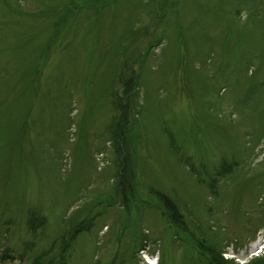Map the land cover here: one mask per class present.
<instances>
[{
  "label": "rangeland",
  "instance_id": "374dc122",
  "mask_svg": "<svg viewBox=\"0 0 264 264\" xmlns=\"http://www.w3.org/2000/svg\"><path fill=\"white\" fill-rule=\"evenodd\" d=\"M197 244L264 264V0H0V264H209Z\"/></svg>",
  "mask_w": 264,
  "mask_h": 264
},
{
  "label": "trees",
  "instance_id": "16d2710c",
  "mask_svg": "<svg viewBox=\"0 0 264 264\" xmlns=\"http://www.w3.org/2000/svg\"><path fill=\"white\" fill-rule=\"evenodd\" d=\"M102 5H105V4H102ZM133 77L135 78L134 74H133ZM134 86H135V81L133 78H132V80L129 79L128 81L125 82V91H124L125 97H127L129 95V93L131 94V96H133ZM116 96L117 95H115V98H114V99H116L115 105H117L118 107L117 106L116 107L118 109H120V111H123V113L125 114L126 108L124 105L122 106L119 101H117L118 99ZM121 119H119L117 122H115L113 124V130H114V133L116 135V138L119 140V147L117 146V153H120V151H121V155H122V154H124L123 149H125V146H124L125 135H126V133L132 132L133 126H131L127 122V118L125 115H123L121 117ZM123 156L125 159L122 162L121 168L119 169V171L117 172L116 175H117V178H119V180H120V183H119L120 185H122V182H127L128 186L123 187V185H122V188L118 189L119 192L121 193V195L119 194L120 200L119 201L113 200V201L118 202L121 205V207H124L126 209L129 207V202L134 200V197H133V191H132L131 184H130L131 172L127 168L128 167L127 157L125 155H123ZM157 197L159 200L160 208L162 209L163 217H165L171 223L176 224V226H177L178 225V221L176 219L177 216H176V214H174V212H175V211H173L174 209H172L174 206H173L171 200L167 196L159 194V193H157ZM77 228L78 227L71 230V232L67 235V238L66 237L64 238V240H63L64 243H62V245L60 247L61 253H63V252L66 253L67 249L64 248V244L66 242L69 243L70 236L71 237L73 236L71 238V240H73L76 237V229ZM201 242H203V241H201ZM195 244H196V242H195ZM52 245L53 246H51V249L55 246V242H53ZM198 249H200L203 253H205L207 256H209V259H210L209 264H225L226 263V260L222 259L221 254L216 251L214 246L210 245V246H206V247H201L200 245H198ZM41 258H43V257L40 256V257L36 258L32 264H44L42 262ZM47 264H52V263L47 262Z\"/></svg>",
  "mask_w": 264,
  "mask_h": 264
}]
</instances>
